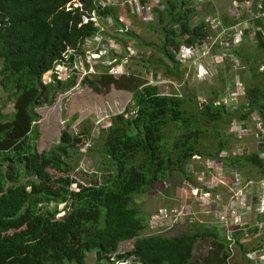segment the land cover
Listing matches in <instances>:
<instances>
[{
  "label": "trees",
  "instance_id": "1",
  "mask_svg": "<svg viewBox=\"0 0 264 264\" xmlns=\"http://www.w3.org/2000/svg\"><path fill=\"white\" fill-rule=\"evenodd\" d=\"M73 1L82 8H73ZM240 1L256 4L254 12L264 10V4L257 7L260 0ZM69 3L72 9L66 10ZM160 3L163 8H153L154 18L145 24L148 30H160V56L148 62L162 69L165 77L181 80L188 70L179 58L182 47L202 44L212 29L206 20L193 23L196 9L192 0ZM93 10L101 19L111 17L116 29L122 27L118 7H102L94 0H0V107L13 103L14 109L12 120L0 121V264H85L91 252L99 262L109 264L129 256L141 264H196L199 240L216 234L138 237L146 223L134 200L174 169L183 166L185 170L194 156L204 155L207 147L203 149L200 138L210 129L217 141L218 149L212 155L216 159L228 150L224 132L232 118L243 123L257 113L264 126V66L251 65L250 57L238 47L232 48L245 63L249 61L250 71L246 102L233 112L236 115L225 105H215L222 96L217 92L200 104L193 93L189 99L163 95L157 85L132 74L109 73V66L102 73L85 75L81 83H88L94 92L108 93L115 86L130 92L132 102L123 113L110 118V126L99 136L102 151L113 162V172L91 183H77L75 190L71 186L77 178L69 173L73 168L67 159L84 139L85 145L90 140V126L78 134L64 129L58 143L48 152H39L41 115L37 109L53 105L59 94L77 85V70L62 80L55 68L64 61L71 69L75 55L83 60V44L99 30L92 22L83 23V16ZM126 13L129 15L128 10ZM236 24L237 20L227 19L220 25L227 29ZM254 32L253 42L262 54L257 63L264 64L263 18L254 21ZM115 35L125 49V39H139L132 30ZM47 74H51L49 81L45 80ZM223 162L247 170L251 177L264 176V157L256 152ZM50 204H54L52 209ZM59 211L64 212L57 217ZM235 238L239 242L240 232ZM131 239L129 251L119 253L120 243ZM230 254L229 241L224 239L202 263L228 264Z\"/></svg>",
  "mask_w": 264,
  "mask_h": 264
},
{
  "label": "rangeland",
  "instance_id": "2",
  "mask_svg": "<svg viewBox=\"0 0 264 264\" xmlns=\"http://www.w3.org/2000/svg\"><path fill=\"white\" fill-rule=\"evenodd\" d=\"M160 1L150 0L148 4L149 6H154L153 8L162 9ZM192 4L196 9L193 23L197 24L206 20L212 29L210 37L203 40L199 47L200 49L210 47L212 54L217 55L218 59L216 57L215 60L206 55H201L195 60L189 59L183 62L188 67L183 79L177 80L165 77L162 69H156L148 62L160 56V30H148L145 25L151 22L154 17L150 21L146 19L147 16L138 20L136 15L132 14L133 17L130 19L133 28L131 30L134 34L139 35V39L138 41L133 39L124 40L126 48L130 47L132 49L131 55H126L128 50L120 45L122 52L120 55L123 58L121 59L122 66L115 71L117 74H132L143 81H150L152 74H161L163 80L158 86L162 94L189 99L191 98V93H193L200 104H206L217 92L218 95L222 94L217 100L224 101V105L232 114L246 102L245 86L247 85V80L250 79L249 61L246 60L245 63L242 57L230 55L233 53L228 55L222 41L227 42V40H230L234 36V31L221 28L220 24L223 20L232 21L235 18H241L244 13L248 14L249 10H255L256 4L252 5L251 2L240 0H192ZM122 10V15L125 16V9L123 8ZM120 16L121 13L119 14ZM100 23L112 38L119 36L115 35L116 27L112 18L111 21L101 20ZM239 28L241 42H233V46H231L238 47L244 56L250 57L251 65L259 66L260 69H263L264 64L262 62L257 63L262 54L257 50L253 42L255 33L253 23L247 25L241 19ZM246 30H249V32L246 33ZM216 38L217 41L212 43ZM143 61L146 62L143 63ZM63 62L60 61L55 68L59 78L62 80L73 70ZM123 66L124 69L122 68ZM104 69L103 66L99 67V70L104 71ZM77 74V85L73 86L68 92L59 94L53 105L37 109V112L41 115V120L38 122L40 129L39 152H48L54 144L58 143L60 133L64 129L70 134H78L84 131L85 126H90V140L85 145L84 139L77 152L72 153L67 159L73 168L69 173L77 178V182L72 183L71 186L75 190H77V183H91L113 172V162L102 151L98 141L99 136L102 130L110 126L109 118L123 113L129 101H131L130 92L118 90L115 86H112L108 93L104 92V90L101 93H96L88 83H81L85 73L77 70ZM50 79L51 74L45 75L46 81ZM132 110L133 108H130V111ZM233 114L236 115L235 113ZM256 114L252 113L250 119L244 121L245 123L239 122L235 117L232 118L228 129L224 132L228 150L220 152V158L214 159L212 156L218 148L216 137L212 129H210L200 138L204 144L203 149L207 147L205 151L203 150L204 155L194 156L185 166V170L183 166L174 169V172L169 173L165 180L155 183L152 188L135 198V204L139 208L140 215L145 218L144 223H146V228L139 232L138 237L157 233L172 236L193 232V230H197L199 223V226L203 227H216V235L226 238L229 228L238 227L239 222H232V219H230L231 227L223 226L218 219L219 213L227 208V204L231 203L230 195L232 193H230L228 188L232 186L233 182H237V178L240 177L242 179L240 189L246 188V184L249 181L253 182L248 187L250 196H253L255 195V186L263 182V176L259 178L251 177L250 174L245 173L247 170L243 172L236 167L226 165L223 162V158L237 157L255 152L260 154L262 158L264 157L261 147V144L264 143V126L262 120L259 123L255 122L256 118H254V121L252 120ZM13 117V103H8L6 107H0L1 122L10 121ZM244 130L246 131L243 132ZM51 171L55 175L60 174L54 170ZM187 175L191 177L192 181ZM213 175L215 176L213 177ZM252 186H254L253 189ZM254 203L252 201L248 213L244 214L245 223L243 228L253 224L252 218L256 216V205ZM63 207L64 205L61 204L60 209ZM242 208V206L237 205L238 211L242 212ZM207 209L209 212H206ZM61 215L62 211H59L57 217ZM218 225L221 227L220 230ZM251 229L253 228L251 227L248 233H250ZM214 238L216 239L212 234L205 235L200 239L201 244L197 245L195 252L196 264H203V258L211 252L207 241ZM133 241L134 239L121 242L118 252L129 251ZM240 244H243L244 247L241 248ZM260 245H264V236L260 233L253 232L249 235H240L239 243L235 242L232 249L230 248L232 255L228 260V264H251V261L247 260L246 251L244 250H253ZM85 264L109 263L106 260L99 262L96 253L91 252L86 258ZM117 264L141 263L134 256H129Z\"/></svg>",
  "mask_w": 264,
  "mask_h": 264
},
{
  "label": "built area",
  "instance_id": "3",
  "mask_svg": "<svg viewBox=\"0 0 264 264\" xmlns=\"http://www.w3.org/2000/svg\"><path fill=\"white\" fill-rule=\"evenodd\" d=\"M97 2L98 5L102 6V7H112V6H116L118 8H120L121 10L127 9L129 11V19L131 18L130 15H136V17L141 20L144 19L145 16H147L146 19H148V21H150V19H152V10L154 6H149V1L150 0H145L144 3H141L140 0H123L122 2L120 0H94ZM116 4V5H115ZM262 4H264V0H260L257 3V7L261 8ZM126 5H129L126 7ZM71 6L73 8H82V5L77 3V2H72ZM72 8L70 7V3L66 5V10H71ZM123 11V10H122ZM250 12L248 14H243L241 16V18H235L237 20V24L235 26H232L230 28H227V30H232L234 31V36L230 39L227 40V42L222 41V44L224 45L225 49L227 50L228 55L230 53V55H235L236 57H238L232 50V46H233V42H241L240 41V34L241 32L240 30V25H241V19L242 21L246 22V24H251L253 23L254 25V21L259 19V18H263L264 19V10L263 11H257L254 12L255 10H249ZM126 16H123L121 13V16L119 17V22L122 24V27H120L119 29H116L115 33L120 32V33H126V31L131 30L132 24H131V19L127 20L125 18ZM244 17V18H243ZM101 20L104 21H111V18L108 17L106 19H101L97 12L95 10L91 11V12H87L84 16H83V23L87 24L89 22L94 23V25L96 27L99 28L98 32L96 34H94L93 36H90L86 39L85 43L83 44L84 49H85V54L83 56V60L80 59V56L78 57V55H75V58L73 60L72 63V67L71 69L74 70H80L83 71L85 73V75H90V74H96V73H102V70H99V67L101 66H109V73H116V69L119 68L118 65L120 64L122 66V55H120L121 52V44L116 41L115 39H113L111 37V35H109V33L105 30L104 26L100 23ZM1 27V24H0ZM252 29V27H251ZM245 30V29H244ZM243 30V31H244ZM210 37V35H209ZM208 37V38H209ZM217 38L215 41H213L212 43L216 42ZM121 45V46H120ZM201 45V44H200ZM200 45L198 46H183L180 53H179V58L181 61L185 62L189 59H196L198 57H200L201 55H206L209 56L212 59L216 60V57L218 59L217 55H213L211 52L210 47L206 48V49H200ZM232 45V46H231ZM227 47H229L227 49ZM128 50V52L126 53V55H131L132 54V49L130 47L126 48ZM71 51V50H69ZM119 59V61H117V59ZM237 59V58H236ZM99 63H103V64H99ZM85 65V69H83L82 65ZM99 64V65H98ZM98 66V68H97ZM124 69V66L122 67ZM118 75V74H117ZM163 80L161 74H152L151 75V79L150 81L148 80V83H151L153 85H157L159 83H161ZM159 88V86H158ZM168 89V88H167ZM160 90V88H159ZM161 93V92H160ZM162 94V93H161ZM163 95H168V94H163ZM219 99V98H218ZM216 106L219 105H224V101L222 100H217L215 102ZM254 118H256L255 122L259 123L262 119L260 118V116L258 114L254 115V117L252 118V120L254 121ZM109 121H111V119L109 118ZM245 123V122H243ZM246 130H244L243 132H245ZM261 147L263 149L262 153H264V143L261 144ZM221 154L219 155L220 158ZM226 158V157H224ZM223 158V159H224ZM229 158V157H228ZM215 175H213L214 177ZM239 177V176H238ZM253 184L252 181H249L246 184V188H241V184H242V179L239 177L237 178V182H233L232 186H230L228 189L230 191V193H232V195H230V204H227V208L223 209L218 216L219 221L222 223V225H227V227H231L230 224V219H232V222H239L238 227L237 228H229L228 229V241L230 244L229 248H232V246L235 244L236 238H235V233L240 232V235H249L253 232L257 233L259 230L262 229L263 225H264V176H263V182L262 183H258L257 186H255V195L250 196V191H249V186L250 184ZM254 188V186H252V189ZM245 192V193H244ZM240 201V202H239ZM252 201H254V205H256V213H255V217L252 218L253 224H251L249 227H244L243 225L245 223V215L248 213V209L250 204H252ZM237 205L242 206V212L238 211L237 209ZM54 207V204H50L49 209H52ZM64 211H62L63 213ZM58 214V213H57ZM251 229L250 233H248V230ZM249 255H251V257L254 259V261L257 263V256H253V251L252 253H250ZM261 259L259 260V263L261 264L263 261L262 256H260Z\"/></svg>",
  "mask_w": 264,
  "mask_h": 264
},
{
  "label": "crops",
  "instance_id": "4",
  "mask_svg": "<svg viewBox=\"0 0 264 264\" xmlns=\"http://www.w3.org/2000/svg\"><path fill=\"white\" fill-rule=\"evenodd\" d=\"M121 2L123 1V0H120ZM116 5V4H115ZM120 9V8H119ZM123 11L120 9V13H122ZM124 12H125V18L127 19V20H130L129 19V15H127V9H125L124 10ZM121 65L119 64L118 65V67H120ZM206 212H209V210L207 209V211ZM218 228H219V230L221 229V227H219V225H218ZM206 232V233H208V234H210L209 232H213V233H215L216 234V231H217V228L216 227H211V226H205V227H203V226H199V223H198V225H197V230L195 229V230H193V232ZM258 233H260L262 236H264V225H263V227H262V229L261 230H259L258 231ZM238 234V232L237 233H235V235H237ZM214 236V235H213ZM216 237V239L214 238L213 240H208L207 242H208V245L210 246V250L211 251H214L217 247H220L221 246V243H222V241L225 239V241L227 242V235H226V238H223V237H218L217 235L215 236ZM201 242V240H199V243L198 244H201L200 243ZM237 243H239V242H237ZM230 245V244H229ZM240 246H241V244H240ZM237 247V246H236ZM227 248V247H226ZM197 249V248H196ZM232 249V248H231ZM254 250V251H253ZM253 250H244V251H246V258H247V260H250L251 261V264H260L259 263V260L261 259V257L260 256H262V258H263V261H262V263L261 264H264V245H260L259 247H256L255 249H253ZM252 251H253V256H257V255H260V256H257V263L254 261V259L251 257V255H249L250 253H252ZM231 255H232V253L230 254V256H229V258H228V260L230 259V257H231Z\"/></svg>",
  "mask_w": 264,
  "mask_h": 264
},
{
  "label": "clouds",
  "instance_id": "5",
  "mask_svg": "<svg viewBox=\"0 0 264 264\" xmlns=\"http://www.w3.org/2000/svg\"><path fill=\"white\" fill-rule=\"evenodd\" d=\"M115 38V37H114ZM116 39V38H115Z\"/></svg>",
  "mask_w": 264,
  "mask_h": 264
}]
</instances>
